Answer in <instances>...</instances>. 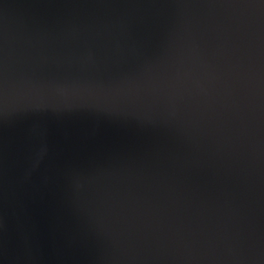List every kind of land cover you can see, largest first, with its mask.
<instances>
[{"label": "water", "instance_id": "1", "mask_svg": "<svg viewBox=\"0 0 264 264\" xmlns=\"http://www.w3.org/2000/svg\"><path fill=\"white\" fill-rule=\"evenodd\" d=\"M0 264H264V0H0Z\"/></svg>", "mask_w": 264, "mask_h": 264}]
</instances>
